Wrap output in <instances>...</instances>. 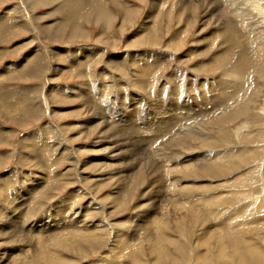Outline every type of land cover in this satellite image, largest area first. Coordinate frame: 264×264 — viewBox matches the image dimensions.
Wrapping results in <instances>:
<instances>
[{
    "label": "rangeland",
    "instance_id": "obj_1",
    "mask_svg": "<svg viewBox=\"0 0 264 264\" xmlns=\"http://www.w3.org/2000/svg\"><path fill=\"white\" fill-rule=\"evenodd\" d=\"M30 1L0 0V17L9 27L5 34L0 31V264H48L49 259L38 255L45 250L56 252L53 264H108L111 256L117 264H264V71L249 68L247 75L240 74L236 64L245 56L240 48L223 62L215 64L214 58L229 47L222 24L232 22V29L242 31V42L254 41L245 35L248 28L256 36L264 70V0L236 1L259 19L253 30L234 22L237 16L228 8L232 0H98L108 21L83 14L78 30L65 17L70 8L63 0ZM27 59L26 68L16 69ZM77 60L85 64L81 74L71 69ZM220 82L228 84V92L244 83L238 107L228 102L225 112L222 105L220 121L210 120L207 112L217 111L210 101L201 113L195 107L187 110L199 91L219 92ZM168 108L192 117V135L174 132L178 119L165 122L174 117ZM129 116L135 123L127 122ZM96 117L98 126L91 133L82 131ZM171 123L172 130L164 132ZM150 124L154 129L146 135L139 132ZM156 127L163 132L154 140L149 132ZM109 128L118 133L114 140L119 145L111 141L106 155L99 154L98 145L105 140L101 134ZM164 143L167 150L161 148ZM107 156L115 165L105 171L98 160ZM135 161V170L122 173L127 165L136 167ZM119 173L131 177L123 186L127 196L117 203ZM86 207L91 214L82 220ZM139 211L150 213L156 225L146 224L135 241L128 240L132 247L121 258L116 237L137 233L132 229ZM72 216L82 220L79 229L87 224L88 232L96 226L103 230L85 233L77 249L58 246L51 236H58ZM223 220L235 228L221 233ZM149 229L156 239L143 234ZM72 231L80 237L78 230L61 235Z\"/></svg>",
    "mask_w": 264,
    "mask_h": 264
},
{
    "label": "bare ground",
    "instance_id": "obj_2",
    "mask_svg": "<svg viewBox=\"0 0 264 264\" xmlns=\"http://www.w3.org/2000/svg\"><path fill=\"white\" fill-rule=\"evenodd\" d=\"M27 1H30V0H27ZM34 1H38V0H34ZM102 1V0H101ZM116 1V0H115ZM183 1V0H182ZM192 0H188L187 2H191ZM229 1V0H228ZM237 0H232V1H230V4H229V9H231V10H233V13H235L236 14V16H237V19L239 20L240 19V21H238V20H235L236 19V17H235V23L236 24H239L240 23V25H243V24H245L246 25V27H252L251 29L253 30V28H255L254 26L256 25L257 26V24H259L258 23V21H259V19H257L255 16H250V15H248V13L246 12L247 10H245L244 8H239V7H241V5H242V7H243V3L241 4V5H239V4H237V2H236ZM242 1V0H241ZM32 2V0L30 1V3ZM214 2V1H213ZM244 2V1H243ZM33 3H35V2H33ZM174 3V2H173ZM183 3V2H182ZM240 3V2H239ZM126 5H124V7H123V12H124V14H128L129 13V11H128V6H127V3H125ZM245 4V3H244ZM256 4L257 3H254V6L255 7H257L256 6ZM63 5H66V6H68L70 9H69V13L68 14H66L67 16H65L68 20H70L69 18L71 17V20H72V22H73V24H75V27H74V30H78V29H80V23H79V21H80V17L81 16H84L83 14H93V17L94 18H96L97 20H100V21H105V22H107L108 21V13H107V10H106V8L104 7V9H103V4H101L100 3V1H98V0H63ZM236 5L238 6V10H237V7H236ZM252 5V4H251ZM32 6H34V5H32ZM225 6V5H224ZM245 6V5H244ZM251 7V6H250ZM215 8V7H214ZM228 8H226V9H228ZM206 9H208L209 11L210 10H213L212 9V5H209L208 3H206ZM228 9V10H229ZM248 9H249V7H248ZM251 9V8H250ZM249 9V10H250ZM254 9L255 8H253V12H256V11H254ZM215 10H216V8H215ZM256 10V9H255ZM259 10V9H258ZM251 11V10H250ZM229 12V11H228ZM227 12V13H228ZM262 12V11H261ZM212 13V12H211ZM250 13V12H249ZM263 13V18H264V12H262ZM235 14H233V16L235 15ZM216 15V14H215ZM224 15V14H223ZM239 15H242V16H240V18H238L239 17ZM256 15V14H255ZM110 17V16H109ZM73 18H75V19H73ZM70 20V21H71ZM231 21V20H230ZM150 22H152V21H150ZM220 22H223V21H221V19L220 20H217V24L218 23H220ZM238 22V23H237ZM246 22H248L247 24H246ZM6 21H5V19H3V18H1L0 17V31H2V30H4V29H9V27L6 25ZM230 23V22H229ZM63 24V23H62ZM62 24H59L60 26H62ZM230 24H233L232 22L230 23ZM230 24H228V22L226 21V22H223V24H222V31H223V34H222V37H223V39H225V40H227V41H229V43H230V45H229V47L227 48V50L221 55V56H218V57H214V58H216L215 59V62L214 61H212V63L214 62L215 64H217V63H220L221 61L223 62L224 61V59L226 58V56H232L233 57V55H234V53H235V49H237V48H240V50H243L244 51V53H245V56H244V58H242V59H238V61H237V64H236V69L237 70H239V72H240V74L241 73H245L246 75H247V72H248V69L250 68H256V69H259V70H261L260 72L262 73L264 70H263V67H262V53H261V48H260V44L258 45L257 43H260V42H255L256 40L258 41V39H253V37H256L255 35L254 36H252V31L248 28V29H246V31L247 30H249V31H247L246 32V34L245 35H247V36H249V40L251 41H253V43L252 44H250L249 45V43L247 42V43H244V42H242V31L240 32L239 30L236 32L234 29H232V26L230 25ZM263 25V24H262ZM148 28H146V30H147ZM7 30H4V32L2 33V34H5L6 32H7ZM263 31V30H262ZM240 32V34H241V36L238 34ZM152 33V32H151ZM245 33V32H244ZM152 35L154 36V34L152 33ZM220 35V34H219ZM149 36H150V34H149ZM221 36V35H220ZM219 36V37H220ZM244 37V36H243ZM261 37L262 38H264V31H263V33L261 34ZM143 38V37H142ZM150 38H153V37H150ZM259 39H261L260 37H259ZM133 40V39H132ZM131 40V41H132ZM136 41H137V39H136ZM136 41L134 40V42L136 43ZM248 41V40H247ZM263 42V41H262ZM248 48H250V51L248 52ZM238 50V49H237ZM261 50V51H260ZM237 53V55H238V53H239V51H236ZM86 55V54H85ZM225 55V56H224ZM236 55V56H237ZM87 56V55H86ZM230 56H229V58H230ZM90 57V56H89ZM85 58V57H84ZM235 58V57H234ZM30 59V58H29ZM79 60H77L76 62H74L73 64H72V66H71V69H76V70H78V71H80L81 70V67H82V64H83V62L81 61H79ZM27 62H29V60L27 59L22 65H19L18 67H16V69H21V70H23L24 68H26V67H24L25 65H26V63ZM86 62V61H85ZM84 62V63H85ZM33 63V62H32ZM225 63V62H224ZM83 65H85V64H83ZM27 66V65H26ZM220 66H222V65H220ZM7 71H9L8 70V68H7ZM58 71V70H57ZM84 71V70H83ZM29 72V71H28ZM81 72L82 71H80V74H81ZM249 72H252V70H249ZM8 74V73H7ZM29 74V73H28ZM250 76V75H249ZM228 82V81H227ZM141 83V82H140ZM241 83V82H240ZM237 84H238V82H237ZM143 85V84H142ZM232 85V84H231ZM217 87H219V92H215L216 91V89H212L211 90V95H206L204 92H202V91H199V93L197 94V96H196V98L197 97H199V99H196L195 100V102H194V104L193 105H191V107L190 108H187V110L188 111H190L191 110V108H193V107H195V109H193V111H197V112H200L201 113V107L203 106V107H205L206 106V108L208 107V105H206V103L208 102V101H210V102H212L213 104H214V108L213 109H217V111L216 112H214V110H212V108H211V112L209 113V112H207V114H211L212 113V116L209 118L211 121H217V120H219V118H218V115L220 114L221 116L223 115L222 114V112H221V109H222V105L224 106V108L226 109V111L225 112H228V109L230 108V106H228V102H231V101H233V103H234V105H236L237 107H238V105L240 104H238V102H242V100L244 99V98H241L240 97V92L242 93V91L244 90V83H243V85H242V83H241V85L239 84L238 85V87H236V89H234L233 91H230V92H228V84H224L223 82H220V84H218V86ZM232 87V86H231ZM204 88V87H203ZM143 89V88H142ZM142 89H141V91H142ZM229 89H230V87H229ZM104 91V90H103ZM208 92V91H207ZM54 93V92H53ZM81 93V92H80ZM209 93V94H210ZM244 93H245V91H244ZM92 94V93H91ZM84 95H85V93H84ZM87 95V94H86ZM118 95H119V92H118ZM132 95H135V94H132ZM248 95V94H247ZM195 97V96H194ZM79 99V98H78ZM122 99V98H121ZM120 99V100H121ZM123 100V99H122ZM141 101L143 102V99H141ZM198 101H199V103H198ZM137 104V103H136ZM238 104V105H237ZM126 105V104H125ZM143 105V104H142ZM123 106V105H122ZM179 106V105H178ZM210 106V105H209ZM124 107V106H123ZM175 107V106H174ZM216 107H219V108H216ZM233 107V106H232ZM88 108V107H87ZM142 108V107H141ZM140 108V109H141ZM186 108V107H185ZM169 109V113L168 114H172L174 117L172 118H170V119H168V120H166L165 122L166 123H170V122H172L173 120H176V119H178L179 121H177L176 123H177V129H175L174 130V132H177L178 134H183V135H192V134H190L191 133V131L189 130V129H191V128H193L194 126H195V123H193V122H195V121H191V118L192 117H187L188 119H186V118H184V117H186L187 115H186V113H184V112H180L181 110H171L170 108H168ZM224 109V110H225ZM223 110V111H224ZM238 111V110H237ZM127 110L122 114V117L124 116V117H126L125 115L127 114ZM138 112V111H137ZM159 112V111H158ZM163 112V111H162ZM197 112H195V113H197ZM203 112V111H202ZM206 112V111H205ZM122 113V112H121ZM140 113V112H139ZM160 113V112H159ZM189 113V112H188ZM199 113V114H200ZM215 113H217V115H215ZM96 114V113H95ZM118 114V113H117ZM131 114H133V112H131ZM135 114H137V113H135ZM155 114V113H154ZM164 114V113H163ZM94 115V114H93ZM99 115V114H98ZM140 115V114H139ZM156 115V114H155ZM159 115V114H158ZM189 115V114H188ZM201 115H204V114H201ZM232 115V114H231ZM100 116V115H99ZM118 116V115H117ZM136 116V115H135ZM160 116V115H159ZM190 116H192L191 114H190ZM227 116V115H226ZM229 116H230V114H229ZM209 117V116H208ZM224 117H225V115H224ZM183 118V119H182ZM222 118V117H221ZM94 120H89L90 122H88V124L86 123L85 125H81L82 126V131H85L86 133H91L90 131L92 130V129H94V127L95 126H98L97 125V122L95 121L96 119H97V117L96 118H93ZM103 119V118H102ZM136 119H137V117H136ZM194 119H195V117H194ZM201 119V118H200ZM229 119V118H228ZM99 120H100V117H99ZM113 121V120H112ZM134 122L135 123V121L129 116L128 117V120H127V122H129V123H132V122ZM137 121V120H136ZM184 121V122H183ZM201 121V120H200ZM206 121V120H205ZM208 121V120H207ZM220 121V120H219ZM180 122V123H179ZM197 122V121H196ZM199 122V121H198ZM221 122H223V121H221ZM108 123V122H107ZM106 123V124H107ZM113 123H115V122H113ZM119 123V122H118ZM117 123V124H118ZM194 124V126H193V124ZM208 123V122H207ZM220 123V122H219ZM99 124V123H98ZM101 124V123H100ZM103 124V123H102ZM110 124H112V123H110ZM153 124H156L155 122H153ZM203 124V123H202ZM114 125V124H113ZM86 126V128H87V130H86V128L84 129V127ZM106 125L104 124V127H105ZM111 126V125H110ZM119 126V125H118ZM121 126V125H120ZM125 126V125H124ZM134 126H136V125H134ZM153 126L154 125H152V124H150V125H148V129H146V130H144L143 128H140V130H139V128L137 127V129L139 130V132H142L143 134L145 133V135H146V133L149 131V130H152V129H154L153 128ZM173 126V123H171V125L170 126H168V128L164 131V132H166V131H169V129H170V127H172ZM101 127H103V125L101 126ZM196 127H197V124H196ZM120 128V127H119ZM128 129H129V127H127ZM132 128V127H131ZM80 129V128H79ZM96 129H98V128H96ZM148 130V131H147ZM172 129H170V131H171ZM193 130V129H192ZM161 131V132H160ZM102 132V131H101ZM163 131H162V129H160L159 127H156V132L155 133H153L152 131L151 132H149V134H151V136L150 137H152V138H154V140H156V138L155 137H157V136H160V135H162L161 133H162ZM174 132L172 133V135H171V137L174 135ZM201 132V131H200ZM196 133V132H195ZM117 132L116 131H113V130H111L110 128H109V130L108 131H103V133L101 134L104 138H105V140H104V142L101 144V145H98L97 147L99 148L98 150L99 151H97L99 154H105L106 155V153H107V151L109 150V142H111V141H115L114 139H115V137L117 136ZM160 134V135H159ZM165 135V134H164ZM197 135V134H196ZM194 136V135H193ZM102 137V138H103ZM184 137V136H183ZM188 137V136H187ZM161 138V137H160ZM168 138V137H167ZM170 139H172V138H170ZM108 140V141H107ZM129 140V139H128ZM146 140V139H145ZM150 140V139H149ZM151 140H153V139H151ZM160 140V139H159ZM174 141H175V138L173 139ZM131 141V140H130ZM147 141V140H146ZM164 141V140H163ZM178 141V140H177ZM181 141V140H180ZM180 141H178L179 143H180ZM148 142V141H147ZM146 142V143H147ZM156 142V141H155ZM167 142H168V140H167ZM118 143V140H116L115 141V144H112V145H115V147H116V145H119V144H117ZM152 143V142H151ZM158 143V142H157ZM175 143V142H174ZM173 143V144H174ZM181 143H183V142H181ZM148 144V143H147ZM159 144H160V142H159ZM168 144H169V142H168ZM157 144H155L154 146H156ZM161 145V144H160ZM159 145V146H160ZM166 145L167 144H163L162 146H161V148H163V150L165 149V148H167L166 147ZM170 145V144H169ZM175 145V144H174ZM150 146V145H149ZM177 146H179V145H177ZM181 146V145H180ZM120 147V146H119ZM128 147H129V145H128ZM131 147V146H130ZM157 147V151L160 149V147H158V146H156ZM45 148V147H44ZM155 147H153V149H154ZM181 148V147H180ZM180 148H178V149H180ZM125 149V148H124ZM129 149V148H128ZM127 149V150H128ZM177 149V148H176ZM177 149V150H178ZM79 150V149H78ZM130 150V149H129ZM139 150H140V148H139ZM142 150V149H141ZM140 150V151H141ZM165 150H167V149H165ZM135 151V150H134ZM147 151V150H146ZM150 151V150H149ZM154 151H155V149H154ZM160 152L162 151L161 149L159 150ZM175 151V150H174ZM96 152V153H97ZM148 152V151H147ZM160 152H158V154L160 153ZM110 153V152H109ZM153 153V152H152ZM145 154V153H144ZM149 154V153H148ZM154 154V153H153ZM152 154V155H153ZM162 154V153H161ZM165 154H166V152H165ZM170 154V153H169ZM171 154H173V153H171ZM40 155V154H39ZM77 155V154H76ZM98 156V155H97ZM122 157V156H121ZM154 157H156L155 155H154ZM160 158H161V155L159 156ZM158 157V158H159ZM164 157V156H163ZM167 157V156H166ZM223 157V156H222ZM124 158H127L128 159V157H124ZM148 158V157H147ZM146 158V159H147ZM221 158V157H220ZM111 159V157H109V156H107V157H102V158H100L99 160H98V162H100L102 165H103V167L105 168L104 170L105 171H108V169H110V166L111 165H115V164H113V163H111L109 160ZM142 159V158H141ZM140 159V160H141ZM151 159V158H150ZM164 159V158H163ZM217 159H218V157H217ZM223 159V158H222ZM123 160V159H122ZM152 160V159H151ZM214 160H215V158H214ZM125 161V160H124ZM158 161V160H157ZM217 161V160H216ZM137 161H135V165L137 164L136 163ZM162 162V161H161ZM220 162V161H219ZM218 162V163H219ZM152 163V162H151ZM154 163V162H153ZM157 163V162H156ZM155 163V164H156ZM162 163H165V162H162ZM161 163V164H162ZM190 163H191V161H190ZM98 164V163H97ZM150 164V163H149ZM215 164V163H214ZM118 166H120L119 164H117ZM127 165V164H126ZM125 165V166H126ZM220 165H222V164H220ZM43 166V165H42ZM46 166V165H45ZM44 166V167H45ZM48 166V165H47ZM122 166H124V165H122ZM122 166H120V167H122ZM164 166V165H163ZM191 166H194L193 164H190V165H188L187 167H191ZM138 167V164H137V166L136 167H134V166H129V165H127V167H126V169H124L123 170V172L122 173H125V172H128L131 168L133 169V170H135L136 168ZM169 167L170 166H168V169H169ZM187 167H184V168H186L187 169ZM195 167V166H194ZM210 167V166H209ZM218 167V166H217ZM88 168V167H87ZM113 168V167H112ZM157 168V167H156ZM165 168V167H164ZM114 169H116L117 171H118V169H117V167L116 168H114ZM148 171H152L153 170V168L152 167H148V168H146ZM181 169H183V168H181ZM88 170V169H87ZM172 170V169H171ZM178 170V169H177ZM189 170V169H188ZM186 171V170H185ZM190 171H191V168H190ZM46 172V171H45ZM112 172H113V169H112ZM149 172V173H150ZM184 172V171H183ZM187 172V171H186ZM110 173V172H109ZM122 173H119V176H120V179H115V180H117L118 181V187L120 188L119 189V191H121V194H120V192H119V194L117 195V197L115 198V200H116V202L117 203H120L121 202V200H122V198H123V195H126L127 196V194H126V190H125V188H123V186H124V182H127L129 179H130V177L131 176H129L128 174H127V177H125L124 176V174H122ZM148 173V172H147ZM166 173H168V170H167V172ZM165 173V174H166ZM174 173H176V171H174ZM182 173V172H181ZM105 174L106 175H108L106 172H105ZM112 174V173H111ZM165 174H164V176H165ZM132 175H136L135 174V172L132 174ZM105 176V175H104ZM111 176V175H110ZM113 176V175H112ZM65 177V176H64ZM172 177H174V176H172ZM39 178V177H38ZM45 179V178H44ZM107 180H111V179H107ZM140 183H142L143 184V180H142V177L140 178ZM95 182V181H94ZM100 182V181H99ZM138 182H139V180H138ZM137 182V183H138ZM103 183V182H102ZM115 183V182H114ZM145 183V182H144ZM173 183H175V182H173ZM141 184V185H142ZM176 185V184H175ZM195 185V184H194ZM97 186L98 187H101V185H98L97 184ZM94 187V186H93ZM175 190V189H174ZM118 192V191H117ZM116 193V192H115ZM149 192H147V194H148ZM114 194V193H113ZM76 195V194H75ZM146 195V194H145ZM72 196V195H71ZM154 196H155V194H154ZM157 196V195H156ZM145 197V196H144ZM125 198V197H124ZM127 198V197H126ZM171 198H173V196L171 197ZM155 199V198H154ZM167 199H169V198H167ZM124 200V199H123ZM213 200H214V198H213ZM165 201V200H164ZM168 201V200H167ZM170 201V200H169ZM63 202V201H62ZM107 202V201H106ZM123 202V201H122ZM124 202H125V200H124ZM159 202V201H158ZM70 203V202H69ZM69 203H67L68 205V207H69ZM72 203V202H71ZM74 203H76V202H74ZM150 203V202H149ZM149 203H147L146 204V206L149 204ZM167 203V202H166ZM165 204V203H164ZM71 205V204H70ZM158 205V204H157ZM167 205H169V204H167ZM38 206V205H37ZM66 206V205H65ZM117 206V205H116ZM142 206V205H141ZM141 206H137L136 208L137 209H140L141 210ZM145 206V207H146ZM160 206H162V205H160ZM75 207H77V206H75ZM74 207V208H75ZM151 207V206H150ZM159 207V206H158ZM164 207V209H165V205L163 206ZM167 207V206H166ZM60 208V207H59ZM67 208V207H66ZM203 208V207H202ZM62 209V208H61ZM71 209V208H70ZM81 209V208H80ZM84 209H86V212L81 216V218H82V220L84 219V218H87L88 216H90V212H91V210H92V208L91 207H86V208H84ZM143 209V208H142ZM158 209H162V207L160 208H158ZM163 209V210H164ZM29 210H30V208H29ZM167 210V209H166ZM65 211V210H64ZM70 211V210H69ZM75 211V210H74ZM84 211V210H83ZM142 211V210H141ZM141 211H139L140 213L139 214H137V216H136V218H138L137 219V221H136V227H134V229H132V230H135L134 232H137L136 234H134V235H128V233H126V232H124V233H122V234H120V235H118L117 237H116V242H117V245L119 246V245H121V249H120V255L122 254L123 255V252H124V250H125V248L128 246V247H132L131 246V244L129 245L127 242H128V240H130V242H132V241H135V237H136V235L137 234H140V232L141 231H143V230H145V226H149V225H151V226H153V225H156V221H155V218L154 217H151L150 215H148V214H150V213H148V214H146L145 216H143L145 213H143V212H141ZM155 211V210H154ZM180 211V210H179ZM79 212H80V210H79ZM75 213V212H72V213H74V214H80V213ZM156 212V211H155ZM155 212H154V214H155ZM158 212V211H157ZM163 212V211H162ZM168 212V211H167ZM207 212H208V210H207ZM71 213V212H70ZM142 213H143V215H142ZM164 213H166V212H164ZM210 213V212H209ZM82 214V213H81ZM202 214H204V213H202ZM140 217H139V216ZM159 215V214H158ZM209 215V214H208ZM29 216V215H28ZM68 216V215H67ZM70 216V215H69ZM155 216H156V214H155ZM166 216H167V214H166ZM165 216V217H166ZM168 216H169V214H168ZM167 216V217H168ZM201 216V215H200ZM210 216V215H209ZM147 217V222L145 223V225H142V224H140L142 221H144V218H146ZM150 218V219H149ZM169 218V217H168ZM205 217H203V219H204ZM73 219H75L74 218V216H72V218H70V217H67V219L65 220V223L66 224H68V226L64 229H62L61 231H66V230H78V233L80 234V237L79 236H76L75 235V232H69V234L71 235V236H63L62 237V235H64L63 233H62V235H61V231H60V234L59 233H57V234H59V235H61V236H51V237H54L55 238V240L54 241H57V244H58V246L60 245V246H63V247H68V246H70V247H72V249H74L75 247H77V242L78 241H81V240H84L85 238H83L84 237V235H85V233H87L88 231H90L89 230V227H88V225L86 224V227L84 226V228H81V229H79V227H78V225L80 224V223H82V220H78V219H75V220H73ZM135 219V218H134ZM133 219V220H134ZM199 219V218H198ZM203 219H201V221L203 220ZM218 219V218H217ZM164 220V219H163ZM170 220V219H169ZM214 220V219H213ZM31 221V220H30ZM47 221H49V220H47ZM135 221V220H134ZM166 221H168L167 219H166ZM195 221V220H194ZM204 221V220H203ZM224 221V220H223ZM52 222V221H51ZM61 222V221H60ZM159 222V221H158ZM157 222V223H158ZM163 222V221H162ZM221 222V221H220ZM57 223V222H56ZM91 223V222H90ZM89 223V224H90ZM107 223V222H106ZM127 223V222H126ZM134 223V222H133ZM160 223H161V221H160ZM165 223V222H164ZM194 223V222H193ZM198 223V222H197ZM204 223V222H203ZM202 223V224H203ZM105 224V223H104ZM128 224H129V222H128ZM147 224V225H146ZM199 224H200V221H199ZM223 224V223H222ZM50 225V224H49ZM65 225V224H64ZM159 225V224H158ZM217 225V224H216ZM219 225V224H218ZM240 225H242V224H240ZM81 226V225H80ZM94 226V225H93ZM104 225H102V227H103ZM106 226V225H105ZM122 226V225H121ZM147 226V227H148ZM150 226V227H151ZM160 226H161V224L159 225V228H160ZM163 226V225H162ZM168 226V225H167ZM220 226V225H219ZM224 227H225V229H222V231H221V233L222 232H224V230H231V229H234L235 228V226H233V225H230V222L227 220V221H224V225H223ZM238 226V225H237ZM30 227V226H29ZM51 227V226H50ZM109 227V226H108ZM125 227V226H124ZM221 227V226H220ZM33 228V227H32ZM53 228V227H52ZM99 227L98 226H96V227H93V229H94V231H102L103 230V228L102 229H98ZM118 228V227H117ZM139 228V229H138ZM222 228V227H221ZM59 229H60V227H58V231H59ZM147 229V228H146ZM161 229V228H160ZM165 229V228H164ZM9 230V229H8ZM49 230V229H48ZM47 230V231H48ZM107 230V229H106ZM129 230H130V228H129ZM148 230V229H147ZM43 231V230H42ZM55 231H57V230H55ZM82 231L84 232L83 234H82ZM94 231L93 232H88L89 234H92V233H94ZM127 231V230H126ZM225 231V232H226ZM130 232V231H129ZM234 232V231H233ZM214 233V232H213ZM228 233V232H227ZM53 234V233H52ZM56 234V233H55ZM82 234V235H81ZM143 234H147V235H149L150 237H152L153 236V240L154 239H156V237H155V235L157 234L156 232H155V230H153V229H149V231L148 232H146V233H143ZM219 234V233H218ZM4 235V234H3ZM92 235H94V234H92ZM160 235V234H159ZM223 235V234H222ZM222 235L220 234V235H217L218 236V238L219 237H222ZM16 236V235H15ZM74 236H76V237H74ZM135 236V237H134ZM38 237V236H37ZM86 237V236H85ZM89 237V236H88ZM226 237V236H225ZM67 238L68 239H70V240H67ZM228 238V237H227ZM24 239V238H23ZM33 239V238H32ZM72 239H74V240H72ZM78 239V240H77ZM151 239V240H152ZM157 240L159 241V243H160V240H159V236L157 237ZM41 241V240H40ZM48 241H50V240H48ZM92 242V241H91ZM90 242V243H91ZM147 242V241H146ZM153 243V242H152ZM233 243V242H232ZM41 244V243H40ZM135 245V244H134ZM133 245V246H134ZM156 245V244H155ZM47 246H48V244H47ZM63 247H62V250H63ZM157 247V246H156ZM44 249V248H43ZM50 249V248H49ZM48 249V250H49ZM69 249V248H68ZM67 249V250H68ZM71 249V248H70ZM75 249H77V248H75ZM118 249V248H117ZM128 250V249H127ZM158 250L159 249H157V248H155V250H154V252H157V253H159L158 252ZM30 251V250H29ZM66 251V250H65ZM78 251V250H77ZM81 251V250H80ZM114 251H116V248H113V251H112V253L114 252ZM49 252V251H48ZM46 252V250L45 251H41V253H39L38 255H42L43 256V258H46L47 259V261H48V259H49V263L51 262V261H53V258L54 257H56L55 256V254H56V252ZM58 252V251H57ZM72 252V251H71ZM135 253H136V251H134ZM118 253V252H117ZM111 254V253H110ZM114 254V253H113ZM120 255L119 256H117L116 258L118 259L119 257H120ZM121 255V258L123 257ZM128 255V254H127ZM111 256V255H110ZM138 256V255H137ZM112 257V256H111ZM109 257V261H108V264H115L116 263V260H114V257ZM127 257V256H126ZM16 258V257H15ZM56 259V258H55ZM57 259H58V257H57ZM137 259V258H136ZM25 260V259H24ZM33 260V259H32ZM40 260H41V258H40ZM119 260V259H118ZM24 262V261H23ZM57 262V261H56ZM59 262V261H58ZM31 263V262H30ZM48 263V264H49ZM53 263H55V262H51L50 264H53ZM63 263V262H62ZM105 263V262H104ZM117 263H118V261H117ZM116 263V264H117ZM242 263V262H241ZM14 264H27V263H21V262H19V261H15L14 262Z\"/></svg>",
    "mask_w": 264,
    "mask_h": 264
}]
</instances>
